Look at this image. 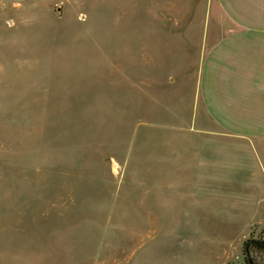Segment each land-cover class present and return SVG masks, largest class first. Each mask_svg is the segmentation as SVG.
<instances>
[{"label": "rangeland", "instance_id": "1", "mask_svg": "<svg viewBox=\"0 0 264 264\" xmlns=\"http://www.w3.org/2000/svg\"><path fill=\"white\" fill-rule=\"evenodd\" d=\"M209 1L0 0V264H247L263 174L201 146Z\"/></svg>", "mask_w": 264, "mask_h": 264}, {"label": "crops", "instance_id": "2", "mask_svg": "<svg viewBox=\"0 0 264 264\" xmlns=\"http://www.w3.org/2000/svg\"><path fill=\"white\" fill-rule=\"evenodd\" d=\"M209 7L198 59L201 146L211 147L216 165H238L226 175L221 168V178L257 186L264 183V0H210ZM256 170L263 181L255 184Z\"/></svg>", "mask_w": 264, "mask_h": 264}, {"label": "flooded vegetation", "instance_id": "3", "mask_svg": "<svg viewBox=\"0 0 264 264\" xmlns=\"http://www.w3.org/2000/svg\"><path fill=\"white\" fill-rule=\"evenodd\" d=\"M247 240H250V242L247 244ZM245 241L244 244V253H245V259L248 263L254 262L256 264H264V260L262 258L264 257V244L260 241H264V238L261 236H252L248 238ZM247 254L249 255V259L247 260Z\"/></svg>", "mask_w": 264, "mask_h": 264}, {"label": "water", "instance_id": "4", "mask_svg": "<svg viewBox=\"0 0 264 264\" xmlns=\"http://www.w3.org/2000/svg\"><path fill=\"white\" fill-rule=\"evenodd\" d=\"M249 242H250V240H247V244H248ZM246 257H247V260H250V259H249V255H248V254H247V256H246Z\"/></svg>", "mask_w": 264, "mask_h": 264}, {"label": "trees", "instance_id": "5", "mask_svg": "<svg viewBox=\"0 0 264 264\" xmlns=\"http://www.w3.org/2000/svg\"><path fill=\"white\" fill-rule=\"evenodd\" d=\"M260 242L264 244V241H260ZM247 264H256V263H254V262L248 263L247 262Z\"/></svg>", "mask_w": 264, "mask_h": 264}]
</instances>
